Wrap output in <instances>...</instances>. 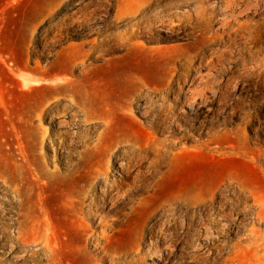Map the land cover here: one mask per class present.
Segmentation results:
<instances>
[{"label":"rangeland","instance_id":"1","mask_svg":"<svg viewBox=\"0 0 264 264\" xmlns=\"http://www.w3.org/2000/svg\"><path fill=\"white\" fill-rule=\"evenodd\" d=\"M214 1L200 26L175 0H0V264H113L131 248L147 251L158 209L183 202L186 238L146 264H264V0H243L232 12ZM249 56L254 64L241 72L239 59ZM83 77L139 83L122 87L125 103L102 95L103 107L123 112L135 144L162 157L142 168L152 172L144 190L105 228L72 215L64 175L82 143L66 155L57 144L66 130L37 117L58 98L56 84ZM38 164L62 177L54 178L60 189L33 185V201L40 193L48 205L43 215L25 203ZM44 219L51 238L69 241L72 252L49 257L38 249L30 227ZM76 220L89 237L70 235L82 231Z\"/></svg>","mask_w":264,"mask_h":264},{"label":"bare ground","instance_id":"2","mask_svg":"<svg viewBox=\"0 0 264 264\" xmlns=\"http://www.w3.org/2000/svg\"><path fill=\"white\" fill-rule=\"evenodd\" d=\"M243 0H220V9L233 11ZM214 0H175L178 12L183 17H194L201 26V16L212 15L215 12ZM248 8V5L244 8ZM205 48L208 49L207 45ZM254 57H242L236 67L241 72L252 68ZM239 67V68H238ZM233 70V72H232ZM228 72L236 77V70L230 66ZM220 74H223L221 71ZM209 79L216 83L217 77L211 73L207 74ZM220 77V76H219ZM25 79L24 77H22ZM131 87L130 91L136 90L139 83L129 82L126 79L116 78H92L83 77L79 80L65 79L56 84L59 88L58 98L48 107V114L41 110L37 117L44 119L57 129L64 128L66 131L57 140V144L64 146V153H70L71 148L76 143H82L78 152V160L64 175L68 179L74 197L72 199V215L77 219L94 217V224L105 228L111 223H116L121 216L118 210L126 201L136 196L144 190L145 182L152 172H144L142 168L158 167L162 161L159 150L149 151L139 148L132 138L131 120L125 118L123 112L117 109L111 113L104 109L105 101L102 95L115 97L117 101L126 102V92L122 90L124 86ZM28 87H32L29 85ZM166 89H163V94ZM190 91H194L190 89ZM196 92V91H194ZM149 93V92H147ZM199 93V92H196ZM65 94L68 96H65ZM99 96L96 100V96ZM114 104V103H113ZM92 109L101 111L95 114ZM99 124L104 128L99 132V138L93 143L88 140ZM134 132V130H133ZM30 173L36 174L34 180L30 179L27 184L26 206L28 210L39 205V211L43 215L47 212V204L41 199L38 193L36 203L33 201V185L38 190L56 188L60 189L61 184L54 178L62 177L57 172H47L39 164L31 169ZM106 206V207H105ZM108 209L115 213L111 221L96 214L101 209ZM189 207L185 202L178 205L169 204L165 208H159L158 218L153 222L146 234L149 241V249L141 252L138 248H131L123 256L111 257L113 264H146L149 259L158 261L163 259L164 252H172L179 240H184L187 236L186 216L189 214ZM259 219L264 221V209L259 210ZM78 224L82 231L76 233L71 230L70 235H75L77 239H82L87 235L83 224L76 220L73 225ZM30 231L34 243H41L38 248L48 252L49 257L58 252H72L73 247L69 241L62 244L55 238H51L46 219L38 222V226L31 225ZM100 232L103 234V230ZM92 236V235H91ZM201 232L197 233V240ZM175 238V240H173ZM53 240V241H51ZM199 244H195L198 247ZM79 250V249H76ZM22 257V256H19ZM37 264V263H33ZM46 264H57L49 261Z\"/></svg>","mask_w":264,"mask_h":264}]
</instances>
